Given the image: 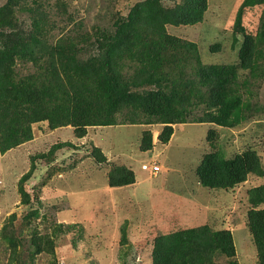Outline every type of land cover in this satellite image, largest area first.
I'll list each match as a JSON object with an SVG mask.
<instances>
[{
	"label": "trees",
	"instance_id": "1",
	"mask_svg": "<svg viewBox=\"0 0 264 264\" xmlns=\"http://www.w3.org/2000/svg\"><path fill=\"white\" fill-rule=\"evenodd\" d=\"M102 1L108 5L115 3V0ZM34 2L35 6L28 0H7L0 5L2 154L32 139V124L44 120L53 128L73 125L78 138L85 136L90 125L162 123L158 140L163 145L174 136L173 125L207 121L232 128L253 116L242 95L243 88L253 85L259 74L264 12L261 28L255 35L245 30L243 14L246 6L264 0H246L238 9L233 35L234 41L238 34H242L243 40L237 60L232 50L224 52V45L215 42L210 51L222 52L224 62L213 63L203 62L196 42L171 34L165 28L168 22L187 25L204 21L208 0H184L180 6L169 9L157 4L158 0L141 1L127 15L114 14L110 25L93 33L86 29L83 14L75 13L68 0H57L53 6L48 5L49 10L43 1ZM26 11L30 12L29 22L19 17V13ZM240 70L246 71L243 79ZM125 111H132L131 117ZM153 141L152 131L144 130L141 149H152ZM66 146L72 143L55 145L51 154ZM96 149L98 160L108 161L100 147ZM49 155H34L31 169L22 173L21 179L33 176L35 158ZM117 166L108 171L112 191L131 186L136 180L133 168L125 164ZM196 173L204 187L232 189L250 175L264 177V165L261 153L253 148L231 158H225L220 151H210ZM24 182L20 188L22 200L29 205L32 199L27 197L30 194ZM250 196L252 206L246 214L247 225L259 264H264V207H260L264 204V184L256 186ZM30 216L27 213L24 219L29 220ZM15 220L13 214L0 231V243H7L11 251L9 264H26L28 240L32 244L33 251L29 254L32 258L44 252L54 253L55 241L50 234L30 227L28 239L17 231ZM98 230L101 233L98 249L106 250L108 243H104L103 229ZM236 252L232 231H215L201 225L159 235L152 264H220L215 257L221 256L227 258L221 264H240Z\"/></svg>",
	"mask_w": 264,
	"mask_h": 264
},
{
	"label": "rangeland",
	"instance_id": "2",
	"mask_svg": "<svg viewBox=\"0 0 264 264\" xmlns=\"http://www.w3.org/2000/svg\"><path fill=\"white\" fill-rule=\"evenodd\" d=\"M28 1L35 6L34 0ZM41 1L45 6H53L57 0ZM68 1L75 13L83 14L86 29L93 33L110 25L114 14L127 15L134 5L145 0H115L110 5L102 0ZM158 1L157 4L169 9L180 6L184 0ZM245 1L208 0L204 21L187 25L168 22L165 28L171 34L196 42L205 63L224 62L222 52L210 51V45L215 42L224 45V52L232 50L237 60L243 38L238 34L234 41L233 25ZM6 2L0 0V5ZM263 12L264 3L246 6L245 30L255 35L261 28ZM29 14L28 11L19 13V17L29 22ZM258 58L259 74L253 85L243 88L242 95L253 116L236 127H222L207 121L180 123L173 125L175 133L171 143L162 146L158 140L164 127L162 123L90 125L82 138L76 137L77 131L71 124L53 128L47 120L33 123L32 139L6 154L0 151V231L15 214L17 231L28 239L30 227L51 235L55 241L54 253L44 252L33 258L29 256L32 244L22 236L28 240L26 264H152L159 235L201 225L215 231L231 228L240 264H259L246 214L252 206L250 193L264 184V177L250 175L242 186L233 190L210 189L199 183L196 173L210 151H220L225 158H231L253 148L261 153L264 165V42ZM245 74L246 71L240 70V79ZM125 113L129 118L133 112ZM118 117L122 119V115ZM144 130L153 133V144L156 142L153 151L140 147ZM61 142H71L72 146L51 154V149ZM98 147L108 161L98 160ZM41 153L50 155L35 158L33 176L22 180V173L32 167V157ZM49 158L52 159L50 167L46 166ZM150 162L160 164L161 171L155 174L146 170L143 163ZM124 164L134 169L136 180L131 186L112 191L108 171L110 167ZM23 181L30 194L27 197L32 199L29 205L22 200ZM27 213L31 215L29 220L24 219ZM98 228L103 229L104 243H108L106 250L98 249L101 246ZM10 257L9 245L0 243V264H9ZM215 260L221 264L227 258L221 256Z\"/></svg>",
	"mask_w": 264,
	"mask_h": 264
},
{
	"label": "built area",
	"instance_id": "3",
	"mask_svg": "<svg viewBox=\"0 0 264 264\" xmlns=\"http://www.w3.org/2000/svg\"><path fill=\"white\" fill-rule=\"evenodd\" d=\"M143 167L151 170L153 173H157L160 170V165L158 163L143 164Z\"/></svg>",
	"mask_w": 264,
	"mask_h": 264
},
{
	"label": "crops",
	"instance_id": "4",
	"mask_svg": "<svg viewBox=\"0 0 264 264\" xmlns=\"http://www.w3.org/2000/svg\"><path fill=\"white\" fill-rule=\"evenodd\" d=\"M147 125H151V124H147ZM160 125H162V124H160ZM153 140H154V138H153ZM171 141H172V139L167 143V144H165L166 146H168L169 145V143H171ZM158 142V141H157ZM156 142H154V144H155ZM163 146V145H162ZM154 147H156V146H154ZM151 151H153V149H150ZM148 151V150H147ZM240 186H242V184L240 185ZM113 188V187H112ZM236 189H237V187H235ZM241 188V187H240ZM239 189V188H238ZM229 230H231V228L229 229ZM117 260H119V258L117 257Z\"/></svg>",
	"mask_w": 264,
	"mask_h": 264
},
{
	"label": "clouds",
	"instance_id": "5",
	"mask_svg": "<svg viewBox=\"0 0 264 264\" xmlns=\"http://www.w3.org/2000/svg\"><path fill=\"white\" fill-rule=\"evenodd\" d=\"M150 163H153V162H150ZM150 163H149V164H150ZM156 163H157V162H156ZM143 164H148V163H143ZM159 165H160V164H159ZM146 170H148V169H146ZM148 171H149V170H148ZM150 171H151V170H150ZM160 171H161V165H160V170H159L158 172H160ZM151 172H152V171H151ZM158 172H157V173H158ZM157 173H155V174H157ZM231 190H233V188H232Z\"/></svg>",
	"mask_w": 264,
	"mask_h": 264
}]
</instances>
